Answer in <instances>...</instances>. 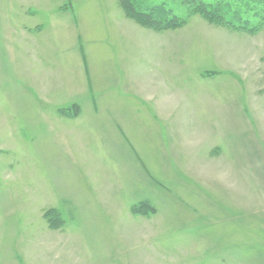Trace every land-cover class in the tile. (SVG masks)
<instances>
[{
    "label": "rangeland",
    "instance_id": "374dc122",
    "mask_svg": "<svg viewBox=\"0 0 264 264\" xmlns=\"http://www.w3.org/2000/svg\"><path fill=\"white\" fill-rule=\"evenodd\" d=\"M132 2L0 0V264H264V0Z\"/></svg>",
    "mask_w": 264,
    "mask_h": 264
},
{
    "label": "trees",
    "instance_id": "16d2710c",
    "mask_svg": "<svg viewBox=\"0 0 264 264\" xmlns=\"http://www.w3.org/2000/svg\"><path fill=\"white\" fill-rule=\"evenodd\" d=\"M122 9L125 16L139 25L142 28L152 30L154 32L171 31L181 28L184 25V20H180L174 17L165 16V13L155 11L153 8L146 9L145 11L137 7L132 0H122ZM220 9V7H218ZM222 11V10H221ZM193 13L198 14L204 21L213 25H221L226 28H235L230 25L226 19L221 18L219 13L212 10V8H206L202 6H195L192 10ZM161 13V14H160ZM248 30V33H253V29H247L241 27L239 30Z\"/></svg>",
    "mask_w": 264,
    "mask_h": 264
},
{
    "label": "crops",
    "instance_id": "0c3cea01",
    "mask_svg": "<svg viewBox=\"0 0 264 264\" xmlns=\"http://www.w3.org/2000/svg\"><path fill=\"white\" fill-rule=\"evenodd\" d=\"M148 45H150L148 48L149 49H147V54H146V56H145V58H144V60H145V64L146 63H149V65L150 64H153L154 63V61L157 59V57L159 56L160 57V51H158V43H151V44H148ZM152 53V54H151ZM154 78V77H153ZM155 79V78H154ZM147 98V97H146ZM148 100H152V99H149L148 98ZM152 101H154V100H152ZM197 102H198V100H197ZM198 104V103H197ZM207 109H204V111H206ZM158 119H160L161 120V118H158ZM161 121H163V120H161ZM171 123V122H170ZM163 124V123H162ZM163 126V125H162Z\"/></svg>",
    "mask_w": 264,
    "mask_h": 264
}]
</instances>
